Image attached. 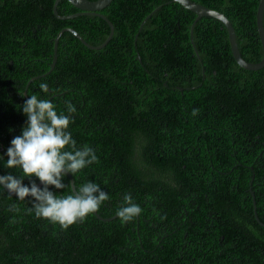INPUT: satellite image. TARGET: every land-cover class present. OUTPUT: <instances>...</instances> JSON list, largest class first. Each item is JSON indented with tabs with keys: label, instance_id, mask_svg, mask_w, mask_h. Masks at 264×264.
<instances>
[{
	"label": "trees",
	"instance_id": "1",
	"mask_svg": "<svg viewBox=\"0 0 264 264\" xmlns=\"http://www.w3.org/2000/svg\"><path fill=\"white\" fill-rule=\"evenodd\" d=\"M55 1L0 0V147H4L0 153L7 160L12 139L22 134L27 123L22 107L30 95L49 99L58 113L68 114L71 103L76 111L70 114L73 123L68 130L77 147L93 148L98 158L73 175L76 188L88 181L100 185L109 195L98 211L103 217L117 215L125 194L142 212L129 222L118 215L103 220L93 213L63 229L36 217L33 197H11L21 208L9 209L21 214L16 219L22 223H14L0 207V264H264V226L254 211L255 197L264 222V171L243 167L237 160L213 174L195 168L204 129L220 138L216 147L225 148L226 141L236 140L243 148L244 105L256 100L264 109V67L248 70L237 63L220 19L200 18L192 41L197 14L181 3L113 0L101 10L114 24L109 43L92 49L65 31L56 66L48 73L55 38L63 28H74L92 45L102 44L111 31L97 15L59 18ZM193 1L232 21L246 60L263 58L257 28L260 0ZM58 11L68 15L80 10L61 0ZM40 84L47 85V93ZM248 99L251 102L246 104ZM207 147L210 141L204 144ZM238 158L244 162L242 155ZM6 171L22 176L19 169ZM202 178L214 180L220 196L221 205L208 209L214 223L239 228L219 229L205 242L209 251L185 245L190 241L188 223L195 220L194 212L206 202L211 188ZM62 182L67 185L64 189L49 186V190L71 194L70 179L65 176ZM0 193H5L2 186ZM166 220L168 249L157 245Z\"/></svg>",
	"mask_w": 264,
	"mask_h": 264
},
{
	"label": "clouds",
	"instance_id": "2",
	"mask_svg": "<svg viewBox=\"0 0 264 264\" xmlns=\"http://www.w3.org/2000/svg\"><path fill=\"white\" fill-rule=\"evenodd\" d=\"M39 87L48 92L46 84ZM22 111L27 116V123L22 134L12 139L6 160V167L22 170V176H0V186L16 194L19 200L33 197L36 217L68 229L98 212L109 195L93 181L84 183L68 195H57L49 190V186L64 189L67 185L62 181L68 173L75 176L97 161L95 150L87 145L77 147L68 130L73 123L70 114L76 111L71 103L67 105L68 114L58 113L56 105L49 99L32 94ZM25 177L38 178L43 188L38 187L35 180L30 187L26 186ZM141 212L142 208L134 203L132 196L125 194L124 204L117 210V215L122 222H129Z\"/></svg>",
	"mask_w": 264,
	"mask_h": 264
},
{
	"label": "flooded vegetation",
	"instance_id": "3",
	"mask_svg": "<svg viewBox=\"0 0 264 264\" xmlns=\"http://www.w3.org/2000/svg\"><path fill=\"white\" fill-rule=\"evenodd\" d=\"M2 69L3 68L0 67V70ZM250 102H251L250 99L246 100V104ZM259 104L261 105V103ZM260 105L258 106V102H256V100L253 101L252 105L251 104L244 105L247 113H244V121H245L244 126L246 127L244 131V136L246 138L244 139L243 148L239 149L238 147L239 145H237L236 140H232L231 142L226 141L225 148L216 147V143L217 141H219L220 138L216 137L215 136L216 133L209 131V129L208 130L204 129L199 139L198 160H196L195 163V168L198 171L210 169L212 170V174H213V170L225 169L234 160H237L238 161L237 164L243 167L250 168L253 170L260 169L261 171H264V122H261V120L264 119V113H263L264 109ZM228 127L230 129L233 128L230 126ZM208 141H210V147L204 148V144L208 143ZM1 145L4 144L2 143ZM3 148L4 147H0V150ZM0 155H2V153H0ZM239 155H242L244 162H240V159L238 158ZM6 168H7L6 159L5 156L2 155V157L0 156V172L3 175H6L5 174L7 172ZM198 175L200 176L199 172ZM66 176L68 177V175ZM200 178L201 177L198 178V181L200 180ZM202 179L210 183L211 188L208 189L206 193L207 196V200H205L206 202L203 205H200L195 210L194 212L195 220L189 221L187 226L188 232L186 233V235H188V233L190 234L189 237L190 241L189 244H185V245H190V247H195V251L198 249L201 250L206 249L207 251H209L207 244H205V242L209 243V241L212 240V237L217 235L219 229H224L229 232L233 229L239 231L238 227H230L227 224L217 226L214 223L215 216L208 209H216L217 205H221L220 196L218 194L216 195L217 187L214 180H212L211 178H202ZM262 179L264 180V176H262ZM31 182L32 180L30 179H24L25 184H30ZM11 197L16 198L18 196L13 193H9L6 189H5V193H0V207L4 209L5 214L6 213L9 214V216L13 218L12 221L14 223L16 224H18V222L22 223V220L18 221V219H16V217L19 218L21 214L17 213V211L15 210L10 211L9 209L11 205H16L18 208H21L20 203L18 204L14 203L15 199ZM167 226H168V222L166 220L164 222V226H162L159 235L157 236V245L158 246L164 245L168 249L170 235L166 229ZM194 228H197L199 230V234L191 235L190 230ZM177 237L179 239L181 238L180 235ZM221 238L224 239L225 234H223ZM192 239L197 240L198 244L193 243ZM234 258L236 259L237 262H241L239 261V256L235 255Z\"/></svg>",
	"mask_w": 264,
	"mask_h": 264
},
{
	"label": "water",
	"instance_id": "4",
	"mask_svg": "<svg viewBox=\"0 0 264 264\" xmlns=\"http://www.w3.org/2000/svg\"><path fill=\"white\" fill-rule=\"evenodd\" d=\"M61 0H56L54 3V13L61 19H66V18H71L74 16H79V15H84V14H91V15H97L102 17L104 20H106L110 26V33L108 35V37L106 38V40L100 44V45H92L89 42L86 41V39L74 28L71 27H65L63 28L57 35V37L55 38V45H54V58L53 61L51 62V67L48 71V73H50L56 66L57 63V58H58V45H59V39L61 37V35L65 32V31H71L73 34H75V36L81 40L85 45H87L88 47L92 48V49H101L104 46H106L109 41L112 39L113 35H114V24L113 22L105 15L101 12L102 9L106 8L113 0H69L73 5H75L80 11L73 13V14H68V15H64V14H60L58 11V4ZM179 2L181 3L184 7L192 10L193 12H195L197 14V17L192 25L191 28V38L193 41V30H194V26L196 24V22L204 17V16H211V17H215L217 19H220L225 26L228 29L229 32V39H230V44H231V49L234 55L235 60L237 61V63L248 70H259L262 69L264 67V55L263 58L259 61V62H250L248 60H246L239 49L238 46V40H237V35H236V30L235 27L233 26L232 21L222 12L214 9V8H210L202 3H198L196 1L193 0H170L169 2ZM161 6V5H160ZM159 6V7H160ZM157 7L152 13H150L142 22L140 29H142L144 23L146 22V20L151 17V15L159 8ZM264 0H260L259 5H258V10H257V28L259 31V35H260V39L263 45V50H264ZM138 38V35L136 36V39ZM139 59L141 60V56H139ZM34 78H32L31 80H33ZM30 80V81H31ZM68 177L71 180V184H72V188L77 189L75 186V180L73 177V174L68 173L67 174ZM0 176H3V174L0 172ZM38 187L43 186V184L38 181L37 183ZM14 194V193H13ZM16 195V194H15ZM254 211H255V215L257 220L259 221V223L264 226V222H262L258 216L257 213V205H256V199L254 197ZM96 215L103 220H111L114 219L115 217H117V215L113 216V217H103L101 214H99L98 212H95Z\"/></svg>",
	"mask_w": 264,
	"mask_h": 264
}]
</instances>
